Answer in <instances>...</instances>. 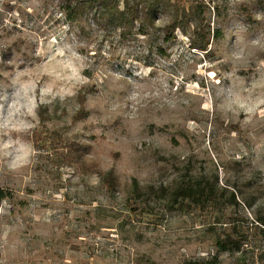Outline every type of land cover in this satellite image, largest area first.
<instances>
[{
    "label": "rangeland",
    "instance_id": "obj_1",
    "mask_svg": "<svg viewBox=\"0 0 264 264\" xmlns=\"http://www.w3.org/2000/svg\"><path fill=\"white\" fill-rule=\"evenodd\" d=\"M204 1L205 51L0 0V264H264V0ZM198 181L238 204L172 208Z\"/></svg>",
    "mask_w": 264,
    "mask_h": 264
},
{
    "label": "trees",
    "instance_id": "obj_2",
    "mask_svg": "<svg viewBox=\"0 0 264 264\" xmlns=\"http://www.w3.org/2000/svg\"><path fill=\"white\" fill-rule=\"evenodd\" d=\"M207 5L204 0H60L59 10L69 27L76 29L81 35L86 32L87 27L95 25L100 31H118L121 35L132 34L135 29L140 35L149 34L150 30L157 29L158 16L167 14L169 21L163 26L164 43L168 44L176 36L174 31L181 26L180 19H185L189 25L193 26L192 46L205 51L211 44L212 33L201 27L202 18L206 14ZM218 33V31L216 32ZM215 33V34H216ZM214 34V35H215ZM20 44L15 42L7 46L5 55H13L14 50H20ZM32 64L29 62L27 65ZM5 65L8 69L7 57ZM25 63L21 67L27 66ZM85 98L80 102V109L76 113L75 119L80 120L86 117ZM103 183L109 187H114L116 178L113 172H109L103 177ZM228 205H236V193L230 192L226 188L222 189L220 197L214 195L211 187L200 181L180 185L172 190L170 195V205L172 208L179 204L188 203L194 208L216 207L217 203L223 201L226 193ZM6 194L0 189V200L5 199ZM216 246L220 252L233 253L240 251L241 241L231 235L225 238H218Z\"/></svg>",
    "mask_w": 264,
    "mask_h": 264
}]
</instances>
